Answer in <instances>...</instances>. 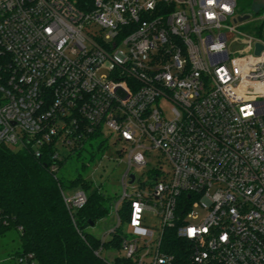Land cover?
I'll use <instances>...</instances> for the list:
<instances>
[{
	"label": "built area",
	"instance_id": "2783aa9c",
	"mask_svg": "<svg viewBox=\"0 0 264 264\" xmlns=\"http://www.w3.org/2000/svg\"><path fill=\"white\" fill-rule=\"evenodd\" d=\"M237 8L0 0V146L41 157L52 145L55 177L93 133L126 148L124 191L110 207L117 221L97 255L118 238L109 248L125 252L124 264H264V15L247 34ZM151 150L170 171L142 179ZM73 191L62 190L71 212L88 200ZM0 264L38 260L19 248Z\"/></svg>",
	"mask_w": 264,
	"mask_h": 264
},
{
	"label": "trees",
	"instance_id": "16d2710c",
	"mask_svg": "<svg viewBox=\"0 0 264 264\" xmlns=\"http://www.w3.org/2000/svg\"><path fill=\"white\" fill-rule=\"evenodd\" d=\"M82 11L92 9L95 0H72ZM240 14L260 16L264 11L261 0H237ZM99 133L85 139V144L74 148L59 162L60 173L55 177L51 172L52 145L44 147L41 157L31 149L14 150L11 146H0V236L15 230L20 235L21 250L34 252L38 264H124L119 260L111 263L95 251L101 246V239L89 231L91 224L110 213L113 197L106 195L87 180L81 170L87 169L83 154L87 144L97 143ZM89 142V143H88ZM96 142V143H95ZM105 140L96 144L97 149L105 147ZM81 161L74 165L76 175L68 177L62 173L72 158ZM84 189L88 193L87 203L74 211L67 207L62 190ZM115 198V197H114ZM3 219L9 225L2 223ZM22 226L23 230L18 231ZM119 245V239L106 242Z\"/></svg>",
	"mask_w": 264,
	"mask_h": 264
},
{
	"label": "rangeland",
	"instance_id": "374dc122",
	"mask_svg": "<svg viewBox=\"0 0 264 264\" xmlns=\"http://www.w3.org/2000/svg\"><path fill=\"white\" fill-rule=\"evenodd\" d=\"M264 2V0H261ZM253 14V13H252ZM251 14V18L247 20L244 24H239L238 29L247 34H255L256 25L260 21L255 20L256 16ZM264 15V11L260 13ZM235 24V23H234ZM165 107H169L167 104ZM105 140L106 144L102 150L97 149L96 144L100 141ZM97 142V143H96ZM94 147L87 144V150L84 151L83 160L87 163V169L81 170L83 176L90 181L94 182V185L99 188L106 195L112 196L113 199H119L124 191L122 185V176L124 175L127 163L128 154L126 148L122 142H117L115 135H109L106 133L104 136L99 137L96 141ZM89 143V142H88ZM14 150H18L21 147L16 145H10ZM66 153V149H63ZM150 164L143 169V171H136L139 177L146 179L151 172L153 167H158L165 172L170 171V166L165 158V156L158 150H151L149 153ZM81 161H77L74 157L68 161L65 168L62 169V173L68 174V177H74L76 171L74 170V165L79 166ZM135 171V170H134ZM144 172V173H143ZM73 190L66 189L67 195H72ZM115 197V198H114ZM117 218L114 214H110L103 219H100L96 225L91 226L89 231L96 236H102L104 232L115 225ZM149 225L157 227L156 219L154 217L149 218ZM110 247V246H109ZM106 247L102 251V256L109 258L113 261L119 260L123 261L125 257V252L122 249H117L115 247ZM21 248L20 235L17 231H8L5 235L0 236V259L4 258L7 254Z\"/></svg>",
	"mask_w": 264,
	"mask_h": 264
},
{
	"label": "water",
	"instance_id": "95a60500",
	"mask_svg": "<svg viewBox=\"0 0 264 264\" xmlns=\"http://www.w3.org/2000/svg\"><path fill=\"white\" fill-rule=\"evenodd\" d=\"M237 19L240 21L248 20V19H250V14L239 15ZM257 46H258V49L261 48L260 44H257ZM257 52H258V50H257ZM132 178H134L133 174H132ZM94 225H95L94 223L91 224V226H94Z\"/></svg>",
	"mask_w": 264,
	"mask_h": 264
},
{
	"label": "snow or ice",
	"instance_id": "6c2138e0",
	"mask_svg": "<svg viewBox=\"0 0 264 264\" xmlns=\"http://www.w3.org/2000/svg\"><path fill=\"white\" fill-rule=\"evenodd\" d=\"M190 231L194 232V231H195V229H191Z\"/></svg>",
	"mask_w": 264,
	"mask_h": 264
}]
</instances>
